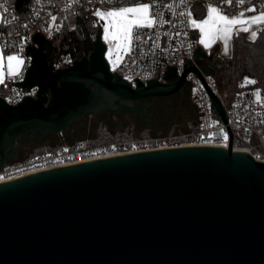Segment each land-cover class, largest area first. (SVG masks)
I'll list each match as a JSON object with an SVG mask.
<instances>
[{
	"label": "water",
	"instance_id": "obj_1",
	"mask_svg": "<svg viewBox=\"0 0 264 264\" xmlns=\"http://www.w3.org/2000/svg\"><path fill=\"white\" fill-rule=\"evenodd\" d=\"M17 1L19 10L28 3ZM102 24L91 54L61 69L51 41L33 36L25 79L13 85L38 92L15 105L0 97V171L26 156L20 144L107 112H141V101L181 91L191 72L226 124L229 147L141 151L1 183L0 264H264V162L233 150L225 107L192 61L181 75L167 66L164 82L135 78L132 88L110 69ZM194 63L205 74L222 66L202 47Z\"/></svg>",
	"mask_w": 264,
	"mask_h": 264
},
{
	"label": "built area",
	"instance_id": "obj_2",
	"mask_svg": "<svg viewBox=\"0 0 264 264\" xmlns=\"http://www.w3.org/2000/svg\"><path fill=\"white\" fill-rule=\"evenodd\" d=\"M17 2L6 0L3 5L7 9L6 13L0 8V18L3 20L0 23V44L8 45L3 53L23 55L25 61L20 71L14 75L5 73L3 83H0V97L9 104H18L25 96H37V87L22 89L13 85L25 79L32 60L26 49L35 45L34 35L41 33L51 41L54 69L66 68L75 60L54 49L56 34L64 30H76L80 18L85 15L94 17L98 28L100 24L95 16L98 10H118L147 2L150 5L149 18L155 23L150 27L134 28L130 46L116 73L127 80L132 88H136L135 78L144 84L152 79L164 82L167 66H176L181 75L185 59L192 61L225 107L233 133V150L248 152L255 161L264 162V90L255 87L252 80L247 79L228 108V102L220 94L215 78L210 72L205 74L203 67L194 63L195 51L199 46L195 36L197 30L190 23L192 19L202 17V10L209 6L217 8L220 15H228V18L249 19L262 14L264 0H28L22 10L18 9ZM252 8L255 11L249 10ZM240 13H244L243 17H239ZM260 28L264 31V21ZM187 84L191 86L198 106L197 126L194 129L158 139L94 142L85 138L73 144H63L54 151L7 164L0 171V183L56 168L159 148L204 145L228 148L229 131L202 81L191 72L187 76ZM57 137L64 141L66 133H59ZM157 142H162V145L154 146Z\"/></svg>",
	"mask_w": 264,
	"mask_h": 264
},
{
	"label": "flooded vegetation",
	"instance_id": "obj_3",
	"mask_svg": "<svg viewBox=\"0 0 264 264\" xmlns=\"http://www.w3.org/2000/svg\"><path fill=\"white\" fill-rule=\"evenodd\" d=\"M218 60L215 52H207ZM144 110L138 113H104L83 119L66 131L68 144L89 138L94 142L124 139H158L172 134L185 133L197 126L198 106L192 88L187 84L181 91L164 97L141 101ZM59 137L31 140L20 151L44 145H55ZM58 147V146H57Z\"/></svg>",
	"mask_w": 264,
	"mask_h": 264
},
{
	"label": "trees",
	"instance_id": "obj_4",
	"mask_svg": "<svg viewBox=\"0 0 264 264\" xmlns=\"http://www.w3.org/2000/svg\"><path fill=\"white\" fill-rule=\"evenodd\" d=\"M205 17L203 9L200 18ZM95 22L96 19L91 15L83 16L76 30H64L55 35L54 49L70 55L73 60L88 57L94 50L97 32ZM220 62L221 68L210 70V74L227 102L241 90L247 79L255 81L254 86L264 90V31L261 30L254 40L249 39L246 32L235 35L231 56Z\"/></svg>",
	"mask_w": 264,
	"mask_h": 264
},
{
	"label": "snow or ice",
	"instance_id": "obj_5",
	"mask_svg": "<svg viewBox=\"0 0 264 264\" xmlns=\"http://www.w3.org/2000/svg\"><path fill=\"white\" fill-rule=\"evenodd\" d=\"M6 0H0V8H3V12L6 13L7 9L3 7ZM150 5L147 2L138 3L133 7H122L118 10H111L106 12L97 11L96 15L102 20L107 21V26L104 27L105 38L111 37L112 39H120L125 42V45L129 44L132 40V32L134 27H145L152 26L155 21L149 18ZM250 11H255L254 8L249 9ZM261 15L254 17L251 23H260L264 21V8L261 9ZM191 15V13H189ZM244 13H240L239 17H243ZM55 19V18H53ZM199 21V22H198ZM0 23H3L2 18H0ZM194 28H199L204 34L205 39L200 42L204 43L205 46H209L208 37L215 38V33L221 31L223 34V39L225 43V51L228 47V34L232 31L231 26L236 24L248 23L240 18L229 19L228 15H220L218 9L209 6L207 9V18H194L190 21ZM224 24L223 29H218V24ZM114 29L115 31H109V29ZM246 27L240 29V31H247ZM256 33H252V37L255 38ZM139 39V36L136 37ZM8 47L6 44H0V67H2L3 62V52ZM22 51V49H21ZM9 75L16 74V69L23 63L17 56L9 55L7 56ZM15 62L16 68H13V63ZM255 83V81H251ZM0 83H3V72L0 71ZM259 96V93H257ZM227 139V137H225Z\"/></svg>",
	"mask_w": 264,
	"mask_h": 264
},
{
	"label": "rangeland",
	"instance_id": "obj_6",
	"mask_svg": "<svg viewBox=\"0 0 264 264\" xmlns=\"http://www.w3.org/2000/svg\"><path fill=\"white\" fill-rule=\"evenodd\" d=\"M131 7H133V6H131ZM98 11L106 12V11H102V10H98ZM95 16L98 19V23L99 24L103 23L102 24V30H103L102 40H103L104 44H106V46H107L106 59L109 62L111 71L112 72H116L117 68L119 67V65L123 61L124 56H125V54H126V52L128 50V47L130 46L131 42L129 44L125 45V42H123L120 39H112L111 37H108L106 39L105 38V33H104V27L107 26V21L106 20H102L99 16L96 15V13H95ZM257 16H259V15H257ZM254 17H256V16H254ZM254 17L249 18V19H245L246 21H248V23L246 24L247 29H248L247 30V35H248L249 39H252V40H254L257 37L258 33L261 31V28H260L261 22L260 23H251V20ZM206 18H207V16H206ZM229 19H233V18H229ZM134 28H133V30H134ZM217 28L221 29V25L218 24ZM109 31L111 32V31H115V30L110 28ZM232 32L233 33L232 34H228V37H227V40H228L227 51H225V43H224V39L222 38L223 34H222L221 31H217L215 33V38H212L211 36L209 37V39H210L209 40L210 48H209L208 51L209 52H215L217 54V56H218L217 57L218 58L217 61H221V60L229 58L231 56L233 39H234L235 35L240 33V31L232 29ZM253 32L256 33L255 38L252 37V33ZM196 39L198 41V46H200L201 45L200 41L202 40L201 37L198 38V36H197ZM9 55L17 56L20 60L23 61V63L19 66V68L16 69V73L21 70V68L23 67L24 62H25L23 55H18L17 53H9V54H4L3 53L4 59H3V62H2V67H0V71L3 72V77L5 76V73L9 74L8 61H7V56H9ZM13 68H16L15 62L13 63ZM211 70H213V69H211ZM222 97L224 98L223 95H222ZM232 100H233V97L227 103V107L228 108L231 107ZM179 134H181V133H179ZM176 135H178V134H176ZM130 139H135V138H130ZM130 139H124V140H130ZM146 139H148V138H146ZM63 144L64 143H62L61 145H63ZM61 145H59V146H61ZM157 145H162V142L154 143V146H157ZM58 147L55 146V145H44V146H39V147H35V148H30V149H28L29 151L26 152V154H25L26 156H24L20 160L26 159V158H29V157H34V156H37V155H41V154H44L46 152L54 151Z\"/></svg>",
	"mask_w": 264,
	"mask_h": 264
},
{
	"label": "crops",
	"instance_id": "obj_7",
	"mask_svg": "<svg viewBox=\"0 0 264 264\" xmlns=\"http://www.w3.org/2000/svg\"><path fill=\"white\" fill-rule=\"evenodd\" d=\"M207 9H208V7H206L205 8V13H206V16H207ZM206 18V17H205ZM204 18V19H205ZM242 20H244V21H246L245 19H242ZM248 22V21H247ZM246 24L247 23H245V24H236V25H232L231 26V28L232 29H234V30H237V31H240V29L241 28H243V27H246L247 28V26H246ZM221 25V29H223L224 27H225V25L224 24H220ZM196 30H197V36H198V38L199 37H201V39H205V37H204V34L200 31V29L199 28H195ZM240 32H246L247 33V31H240ZM233 32L231 31L229 34H232ZM209 37H208V42H209ZM199 47H202L206 52H209L208 50H209V48H210V42H209V46H205V44L204 43H201V45L199 46Z\"/></svg>",
	"mask_w": 264,
	"mask_h": 264
},
{
	"label": "bare ground",
	"instance_id": "obj_8",
	"mask_svg": "<svg viewBox=\"0 0 264 264\" xmlns=\"http://www.w3.org/2000/svg\"><path fill=\"white\" fill-rule=\"evenodd\" d=\"M220 147H223V146H220ZM225 148V147H224ZM159 149H163V148H159ZM2 183H4V182H9L8 180H3V181H1ZM1 184V183H0Z\"/></svg>",
	"mask_w": 264,
	"mask_h": 264
}]
</instances>
